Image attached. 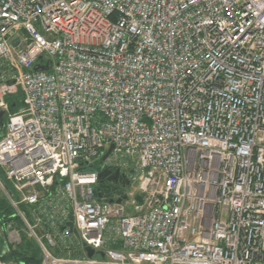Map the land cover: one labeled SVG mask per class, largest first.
Listing matches in <instances>:
<instances>
[{
    "label": "built area",
    "instance_id": "1",
    "mask_svg": "<svg viewBox=\"0 0 264 264\" xmlns=\"http://www.w3.org/2000/svg\"><path fill=\"white\" fill-rule=\"evenodd\" d=\"M0 109L2 254L264 264V0H0Z\"/></svg>",
    "mask_w": 264,
    "mask_h": 264
},
{
    "label": "trees",
    "instance_id": "2",
    "mask_svg": "<svg viewBox=\"0 0 264 264\" xmlns=\"http://www.w3.org/2000/svg\"><path fill=\"white\" fill-rule=\"evenodd\" d=\"M10 112L17 111L22 106V95L18 92L17 96L6 98ZM6 187L10 188V183L5 181ZM98 189L108 190V184L104 181H99L97 185ZM137 200L140 201L141 197L137 194ZM22 208H24L22 206ZM14 210L9 205V203L3 198L0 197V224H6L9 221L18 223V217L13 216ZM4 238L0 234V255L5 247ZM3 260H15L21 262L23 264H39L41 260V253L38 246L31 239H28L23 233H21V241L19 244L12 249L10 247L9 250L5 254H2L0 257Z\"/></svg>",
    "mask_w": 264,
    "mask_h": 264
},
{
    "label": "water",
    "instance_id": "3",
    "mask_svg": "<svg viewBox=\"0 0 264 264\" xmlns=\"http://www.w3.org/2000/svg\"><path fill=\"white\" fill-rule=\"evenodd\" d=\"M41 56H39V58H40ZM48 67L47 66H43V67H41V66H39V65H34V67H33V69L34 70H39V69H47ZM5 111L4 110H2V109H0V127H2V119L5 117ZM112 145H110V147L108 148V150H107V152L101 157V159H104L107 155H108V153L110 152V150L112 149ZM98 177H99V180L100 179H104V178H106L108 181H110V182H113V183H115V182H118V181H121V179H122V174H120L119 173V171L118 170H115L113 173H110V170H108V169H104V170H102V171H100L99 173H98ZM94 193H95V195L97 196V197H104V198H107L110 202H112L114 199L110 196V194L109 193H104V194H102L101 192H97L96 190L94 191ZM127 198V194H123V195H121V196H118L116 199H115V202H121V200H123V199H126ZM92 249H88V254L89 255H91L92 254Z\"/></svg>",
    "mask_w": 264,
    "mask_h": 264
},
{
    "label": "flooded vegetation",
    "instance_id": "4",
    "mask_svg": "<svg viewBox=\"0 0 264 264\" xmlns=\"http://www.w3.org/2000/svg\"><path fill=\"white\" fill-rule=\"evenodd\" d=\"M5 122V117L2 119V126L4 125ZM99 181H104L108 184V190H104V193H109L111 197H118L121 196L123 194H127L128 193V189L131 186V180H129L127 177H124L121 179V181L118 182H110L108 181L106 178L104 179H100Z\"/></svg>",
    "mask_w": 264,
    "mask_h": 264
},
{
    "label": "rangeland",
    "instance_id": "5",
    "mask_svg": "<svg viewBox=\"0 0 264 264\" xmlns=\"http://www.w3.org/2000/svg\"><path fill=\"white\" fill-rule=\"evenodd\" d=\"M19 93H21V92H19ZM17 94H18V93L9 95V99H10L11 97H15V96H17ZM137 189H138V186H137L136 181L132 180V182H131V186H130L129 189H128V192H129V194H128V198L125 199V200H123V202H124L125 205L129 204V201L132 200V198H133V197L135 196V194L137 193ZM7 261H10V260H7Z\"/></svg>",
    "mask_w": 264,
    "mask_h": 264
},
{
    "label": "crops",
    "instance_id": "6",
    "mask_svg": "<svg viewBox=\"0 0 264 264\" xmlns=\"http://www.w3.org/2000/svg\"><path fill=\"white\" fill-rule=\"evenodd\" d=\"M9 97V96H8ZM3 133V126L2 127H0V136H1V134ZM5 249V248H4ZM4 249H3V251H2V253L4 252ZM1 253V254H2ZM5 254V253H4Z\"/></svg>",
    "mask_w": 264,
    "mask_h": 264
}]
</instances>
